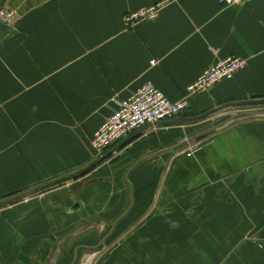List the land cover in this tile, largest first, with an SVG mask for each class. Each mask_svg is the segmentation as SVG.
<instances>
[{
    "label": "crops",
    "instance_id": "crops-1",
    "mask_svg": "<svg viewBox=\"0 0 264 264\" xmlns=\"http://www.w3.org/2000/svg\"><path fill=\"white\" fill-rule=\"evenodd\" d=\"M162 2L156 20L127 25L131 12ZM0 6L15 14L0 21V195L22 190L30 210H42L30 264H264V117L211 123L229 109L187 122L264 100V0ZM232 57L246 65L190 98L173 123L140 129L96 156L94 133L146 82L179 102L205 70ZM84 172L86 182H72L81 186L60 189ZM20 200L1 203L0 213ZM6 243L0 256L13 264ZM26 255L19 250L14 264Z\"/></svg>",
    "mask_w": 264,
    "mask_h": 264
},
{
    "label": "built area",
    "instance_id": "built-area-1",
    "mask_svg": "<svg viewBox=\"0 0 264 264\" xmlns=\"http://www.w3.org/2000/svg\"><path fill=\"white\" fill-rule=\"evenodd\" d=\"M253 0H219L223 7L247 5ZM163 3L131 12L125 17L127 25L144 20H156ZM15 14L9 8L0 6V21L10 20ZM157 62L151 61L155 66ZM246 65L240 58H228L209 67L198 80L188 88L189 94L208 92L223 80H231ZM189 108L184 98L179 102L169 100L153 83L146 82L132 97L118 103L117 109L106 119L91 139L92 150L102 155L126 137L148 126L179 118Z\"/></svg>",
    "mask_w": 264,
    "mask_h": 264
},
{
    "label": "rangeland",
    "instance_id": "rangeland-1",
    "mask_svg": "<svg viewBox=\"0 0 264 264\" xmlns=\"http://www.w3.org/2000/svg\"><path fill=\"white\" fill-rule=\"evenodd\" d=\"M224 81H227V80H223L221 82H224ZM203 93H206V92L189 94V92L187 90V94H186L185 99L189 103L190 98H192L193 96H196L198 94H203ZM214 109H216V108H214ZM214 109H212V110H214ZM231 110H234V111H231ZM231 110H230V112L224 114L218 120L212 119L211 123L216 125L217 123H219L221 121L227 120V118L237 116L240 114L249 113V112L254 113V114L243 115V117L238 118L236 120H246V119H250V118H254V117H256V118H263L264 117L263 115L260 114V113H264V105L235 107ZM234 114H236V115H234ZM90 146H91V143H90ZM96 154H97L96 155L97 157L102 156V155H99L97 152H96ZM89 176L90 175H88L86 173V174L82 175L81 178H78L77 180H75V182L76 181H80V182L85 181L86 182L87 178ZM70 184L71 183H68V184L60 187V189L67 188ZM21 193H22V190H15V191H11V192L6 191V194L0 195V204L4 203V202L11 201V200L21 199L19 202L12 205L11 208L9 207V208L5 209L4 211H1V213H0V236L1 235L2 236L0 237V239L2 242L4 239L7 241L6 244L8 245V247H9L8 249L10 252L9 256L13 260V264H14L15 254L19 250H21V253L23 256H24V252H26L27 255L24 257V259L18 260L16 258L17 263L18 264H30V263H34V259L33 260L31 259V256L33 254L32 252L34 251V248L32 246H30L29 244L34 239H39V237L42 238L41 232L38 233V231L42 229L40 227L43 226V223L45 222V220L43 218H40V216H38V213L40 214L39 211H42L41 209L30 210L32 208L30 205L32 202L31 201L25 202V199H22L24 196H22ZM30 199L34 200V199H36V197L33 196ZM61 202H63V203L65 202L64 204H66V202H68L67 201V195H63L61 197ZM61 217L62 218H64V217L69 218L67 216L66 212H61ZM61 223H62L61 228L63 229V223H65V222L61 221ZM79 224L80 223H78V225ZM26 228L31 229V231H30L32 233V234L30 233L31 235H29L25 232H21V229L25 230ZM49 228H50V225L48 224L45 230L48 231ZM33 233H37L38 235H35ZM64 234L65 233L57 234L56 238L59 239ZM111 242L112 241H109V243H111ZM101 249H99V250H101ZM104 250H105V248H104ZM44 262H46V260H43L42 263H44Z\"/></svg>",
    "mask_w": 264,
    "mask_h": 264
},
{
    "label": "water",
    "instance_id": "water-1",
    "mask_svg": "<svg viewBox=\"0 0 264 264\" xmlns=\"http://www.w3.org/2000/svg\"><path fill=\"white\" fill-rule=\"evenodd\" d=\"M260 104H264V100H256V101H249V102H236V103H231V104H226L225 106H220L214 110H211L210 112H208L207 114H205L204 116L200 117V118H196V119H193V120H186L187 122H198V121H201V120H204V119H207L209 117H213L215 114H218L220 112H223L225 110H229V109H232V108H235V107H243V106H256V105H260ZM254 113H245V114H240V115H237V116H233V117H230V118H227V120H225L224 123H229V122H233L235 121L236 119L238 118H241L243 117V115H252ZM261 115L264 116V113H260ZM166 123H173L171 121H165V122H161L159 123L160 125L162 124H166ZM130 139H127L124 143L120 144V145H123L125 143H127ZM118 150V147L115 148L113 151H111L108 155H106L105 157L101 158V160L99 162H103L105 161L106 159L109 158V156H111L113 153L117 152ZM100 164V163H99ZM97 165H95L96 167ZM86 172L83 173V175L85 174ZM82 174V173H81ZM79 177H81V175H75V176H72L70 177L69 179L65 180V181H62L59 186H62L63 184H68V183H71L70 185V188L72 190L78 188L79 186H81V183L77 182L75 184H72V182H74L75 180H77ZM0 264H5L2 257L0 256Z\"/></svg>",
    "mask_w": 264,
    "mask_h": 264
}]
</instances>
